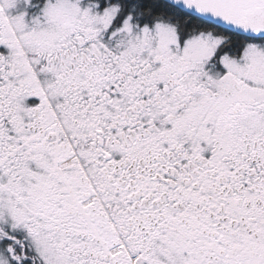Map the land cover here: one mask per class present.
<instances>
[{
  "label": "snow or ice",
  "instance_id": "1",
  "mask_svg": "<svg viewBox=\"0 0 264 264\" xmlns=\"http://www.w3.org/2000/svg\"><path fill=\"white\" fill-rule=\"evenodd\" d=\"M0 264H264V0H0Z\"/></svg>",
  "mask_w": 264,
  "mask_h": 264
}]
</instances>
